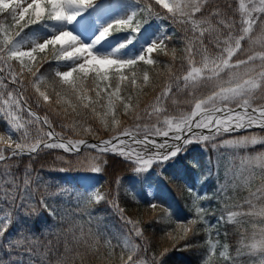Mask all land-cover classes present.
<instances>
[{
    "label": "snow or ice",
    "instance_id": "6c2138e0",
    "mask_svg": "<svg viewBox=\"0 0 264 264\" xmlns=\"http://www.w3.org/2000/svg\"><path fill=\"white\" fill-rule=\"evenodd\" d=\"M95 2L0 0V112L8 125L7 136L0 135V264H87L100 256L104 248L112 249L104 253L111 259L118 247L121 264H165L169 251L165 248L149 256L143 247L147 241L139 222L131 219L115 199L108 203L127 230L122 237L123 246L120 236L107 237L92 212L81 211L79 220L75 211L61 213L39 193L44 182L31 163L22 173L19 171V157L35 159L45 149L80 153L83 147L122 157L135 166L134 174L142 175L153 166L174 160L193 143L216 151L264 144V137L252 134L225 138L226 134L253 128L264 130V0H239L238 7H234L232 0L223 4L219 0H128L127 13L103 26L91 43L82 42L73 31L60 27L73 24ZM153 18L161 24L141 46L139 54L117 55ZM164 21L182 25L185 45L179 66L169 67L166 81L157 86L152 68L141 65H159L153 54L171 53L172 60L177 59L176 49L169 45L174 33ZM254 30L259 33L255 37ZM118 32L128 36L117 49L111 53L94 51L102 40ZM257 43L262 45L260 50H255ZM28 85L32 94L27 92ZM42 85L45 90H41ZM148 88L153 89L150 102L142 98L148 97ZM202 88L209 89L207 95H198ZM132 91L136 92L135 97ZM181 95L185 97L183 102L191 105L190 111L170 114L168 101L179 108ZM33 102L36 107L48 109L66 105L65 118H83L90 112L105 126L111 117L114 134L97 144L65 138L55 131L54 121L47 114L41 116L33 110ZM121 107L125 116H133L137 121L131 127H119ZM153 117L155 122L151 123ZM145 118L150 123H140ZM30 125L35 126L34 131ZM80 127L85 133L96 135L91 127ZM13 132L19 134L15 139ZM208 163L212 164L211 159ZM91 170L99 173L101 167L92 164ZM208 171L211 175V167ZM241 174L246 186L256 178L260 184L241 203L232 207L226 204L217 222L239 223L238 217H260L264 224V153L242 157ZM220 191H225L223 186ZM189 192L194 197L192 204L196 205L202 197L192 187ZM81 200L99 204L107 197L96 191L77 195V208ZM149 207L156 210L163 206L151 202ZM205 212L199 206L195 208L199 221L211 227ZM84 214L87 221L83 220ZM34 215L46 225L43 235L55 229V242L48 240L45 244L32 230L29 221ZM48 216L54 222L51 225ZM197 223V219L178 223L177 230H182L183 235L169 236L186 240L195 233ZM12 229L14 233L8 235ZM136 238L143 243H136ZM237 243L234 255L227 244L218 252L224 264H264V226L257 229L254 225L250 235L241 233ZM184 247L191 245L186 243ZM206 248L202 264H215L217 242L209 239ZM17 253L25 259L17 261Z\"/></svg>",
    "mask_w": 264,
    "mask_h": 264
},
{
    "label": "trees",
    "instance_id": "16d2710c",
    "mask_svg": "<svg viewBox=\"0 0 264 264\" xmlns=\"http://www.w3.org/2000/svg\"><path fill=\"white\" fill-rule=\"evenodd\" d=\"M221 4L225 0H219ZM234 7H238L239 0H232ZM237 19L239 16L237 14ZM167 23L169 29L174 33L173 39L169 42L170 48H175L177 52V59L175 61L171 58V53L165 56L163 53L157 55L156 58L160 61L159 65L156 66H144L141 68L151 67L152 76L155 80L156 85L164 83L167 79V73L169 67L175 69L181 63V54L183 53L185 40L182 25L179 23L173 24L170 21H164ZM185 62V67H186ZM55 68V65H53ZM31 79V77H28ZM41 90H45L44 86H41ZM50 90V89H49ZM149 95L143 97V99L150 102L152 88L146 90ZM28 94L33 93L31 85H28ZM132 95L135 97L136 92L132 91ZM177 109V106L172 104L169 100L168 105ZM143 104L141 110L143 109ZM183 106V101H180V107ZM34 111L38 112L41 116L47 114L49 118L54 121L55 131L60 133L65 138L72 139H102L110 134L109 131H105V126L102 121L90 112L87 113L83 118L80 117H68L65 118L63 115V108L67 107L60 105H53V109L36 107L34 102L32 103ZM70 111V109H69ZM57 112L60 114L58 115ZM123 109L119 110L118 118L122 121L135 120L133 116L124 117ZM124 117V119H123ZM6 124V120L0 116V133L3 134V126ZM91 127L96 135L85 133L83 128L80 127ZM31 126V125H30ZM29 126V128H30ZM125 126H121V129ZM131 127V126H129ZM32 129V128H30ZM247 133L264 137V130L259 128L246 130ZM242 131L241 133H244ZM17 138L16 136L14 139ZM249 151H264V144H256V146L248 147ZM219 152V153H218ZM213 151L209 146L207 149L193 147V149L187 150L178 158L174 159L171 163H167L158 172V176L161 179V191L156 193L154 196L155 203L162 205L153 210L149 207L150 200L147 196L146 186L156 183V171L146 173L139 179H133V168L135 167L130 161L124 160L122 157L113 155L112 153L99 154L93 149L84 148L80 153H65L58 149H45L35 159L25 155L19 157V171L22 173L23 168L31 163L32 168L35 171L46 173L48 179L52 181H58L60 185L65 180L67 175H77L81 172H93L91 170L92 164H99L101 171L99 175L101 181L98 185V192L104 194L107 200L99 204L94 201L87 204V209L92 212L93 216L99 220L101 230L107 234V237L117 235L122 237L124 234L122 222L118 218V214L108 203L109 200L115 199L120 206H122L127 215L138 221L144 232V237L147 243H143V247L147 249L149 256L158 254L165 248L169 251L165 257V264H202V260L206 255V242L209 239L217 242L218 251L215 257V264H224L223 258L219 257L218 252L223 249L224 245H228L232 254H235V249L238 246V240L243 232L249 235L254 229L253 223L255 222L253 217H238L239 223H218V218L222 214L225 205L232 207L235 204L241 203L243 198L248 196L249 191H255L258 186L257 183H252L248 188L241 187L236 181L226 180V168L229 164L228 152L221 153ZM249 153V152H247ZM89 155L91 158L99 157L94 159V162L90 165L83 166L80 163L81 158H85ZM57 156H63L64 160L57 159ZM233 155L230 156V159ZM16 159V158H14ZM211 159L212 164L209 165L208 161ZM223 165H222V164ZM211 167V175H209V168ZM63 169V170H61ZM241 173V168H240ZM242 175V174H240ZM119 180V183L117 182ZM226 180V181H225ZM65 187V185H63ZM62 186V187H63ZM224 187L225 191L221 192V187ZM189 187L194 188L195 192L200 194L202 199L196 202V205L192 204L194 199L192 193L189 192ZM135 192H139V197L135 195ZM67 206L61 207V213L73 212L76 210V203L68 201ZM67 202H65L66 204ZM61 206V205H60ZM199 206L206 210L205 219L211 225L208 227L199 221L195 215V208ZM233 210H239L233 208ZM48 214L45 212L44 216ZM226 215V213H225ZM85 216V214H84ZM87 221L88 219L84 218ZM76 219H80L79 213ZM189 219H197L198 223L195 226L196 231L194 234H190L186 240L172 239L169 236L171 233L172 237L183 235L182 230H177L178 223L187 224ZM53 222L52 218L48 216V224L51 225ZM32 225V230L40 236V239L46 244L48 240L55 242L56 231L50 229L47 236L43 235V230L46 225L39 216H33L32 220L29 221ZM14 230V229H13ZM95 230V229H94ZM85 231H87V224H85ZM77 235L79 232L77 231ZM140 240V239H138ZM115 243V241H114ZM190 244L191 247L185 248V244ZM173 245H176L173 248ZM112 249L104 248L100 256L90 259L87 264H121L120 248L115 249L114 255L111 259H108L104 253L111 252ZM145 253L142 251L141 254ZM6 256L7 254L4 253ZM143 255V256H144ZM126 258V255H125ZM142 258V255H141ZM17 261L25 259V257L19 253L16 254Z\"/></svg>",
    "mask_w": 264,
    "mask_h": 264
},
{
    "label": "rangeland",
    "instance_id": "374dc122",
    "mask_svg": "<svg viewBox=\"0 0 264 264\" xmlns=\"http://www.w3.org/2000/svg\"><path fill=\"white\" fill-rule=\"evenodd\" d=\"M96 2H95L96 4L93 7H91V9H93L91 14L83 17V19L80 22L76 21L72 25V27L69 28L76 35H77V32L81 33L82 30H84V31L88 30L87 36L86 37L83 36L84 38H86V41H83L84 43H90L92 38H94L96 35H98L99 31L101 30V28L103 26H106V24L111 23L113 20H115L118 17L124 16L130 8V4H129L128 0H121V2L118 5L113 4L116 2V0H96ZM82 14L83 13H81L78 17H80ZM160 24H161V21L153 18L151 21H149L148 24L144 25V27L141 29L140 33L136 34L135 40H133V42L131 44L127 45L125 48L120 49L119 52L117 53V55L124 56V57H130V56L138 55L140 52L141 46L149 41V37L153 34L154 30H157L159 28ZM91 28H93V29H92V31L89 32V29H91ZM258 34H259L258 31L254 30V37H255V35H258ZM127 36H128V33H126V32L113 33L109 37L105 38L104 39L105 41H103V43L98 44L95 47L94 51H96L98 53H111L113 51V49H117L119 47V45L126 40ZM246 46H247V43H246ZM254 47H255V50H260L262 45L260 43H257ZM208 91H209L208 88H202L200 90V92L198 93V95H207ZM181 100L182 101L185 100V97L183 95L180 96V101ZM170 106L171 105L169 104L168 105V111L170 114H174V115H178L180 111H190V109H191V105L185 104L184 102H183V106L180 108H177V109L174 107H170ZM120 109H123V108L121 107ZM142 111H143V109L141 110V112ZM22 115L26 116L27 114L23 113ZM0 116L3 117L2 112H0ZM124 117H127V116H124ZM124 117H123V119H124ZM120 121H121L120 126H119L120 128H121V126H125V127L132 126L134 123L137 122L135 120H129V118L126 121H122V120H120ZM154 122H155V118L153 117L151 120V123H154ZM140 123L148 124V123H150V121L148 120V118H145L142 121H140ZM104 126H105V124H104ZM30 128H32V130L34 131L35 126L31 125ZM104 128H105V131L106 132L109 131L110 134L107 135V137L102 138V139H109L114 134L113 125L111 123V117L108 118V124ZM6 129H8L7 123L3 126V130H4L3 134L0 133V135L7 136L8 132L6 131ZM12 135L14 138L15 136L18 137L19 134L13 132ZM239 135H249V133H247V131H245L244 133L240 132V133H234V134H230V135L226 134L225 138L231 139V138H234L235 136H239ZM256 136L262 137V136H258V135H256ZM89 139H91V138L86 139V141H88ZM93 140H95V139H93ZM253 146H256V145L249 144V145H247L245 147H241V148L224 147V148L220 149L221 153H225V152L229 153L228 154L229 164L227 165V168L225 171V173H227L226 174V180L232 181V182L237 180L236 182L239 183V185L241 187H245V188H248L249 186H251L252 183H257V184L259 183L260 184L259 178H256V179H253L252 181H250L249 184L246 186L242 175H240L241 174L240 168H241V158L242 157L253 156L257 153H264V151H257V152L249 151L250 148H248V147H253ZM193 147H198L201 149L204 148V146L200 143H193V144L188 146L187 150L189 151L190 149H193ZM58 150H62V149H58ZM93 150H95V149H93ZM213 151L218 152L216 150H213ZM247 152H249V153H247ZM231 155H233L232 159H230ZM179 156H177L176 158H178ZM172 161L173 160H171L167 163H171ZM93 162H94V159L89 157V155H86L85 158H81V160H80V163L83 166L90 165ZM167 163H165V164H167ZM161 168H162V166H160V167L153 166L152 169H150L148 172H146V173H151L152 171L153 172L156 171V173L154 172L155 176H156V183L146 186V192H147V196H148L150 202H153L155 194L159 193L161 191V186H162L161 182L162 181H161L160 177L158 176V172ZM36 172H38L41 175L43 182H44L39 189V193L44 194L45 198L48 200V202L54 203L60 210H61V207L63 205H64V207H65V205L67 206V204L69 203L68 201H70V202L73 201L76 203L77 195H86L87 193L92 192V191L98 192L97 188H98V185L101 181L99 175L94 173V172H87V173L81 172L77 175H67L65 180L62 182V185H60V183H58V181H52V180L48 179V176L46 173H43L40 171H36ZM146 173H143L142 175L133 174L132 178L133 179H136V178L139 179V178H141V176L145 175ZM246 175H247V173H243V176H246ZM259 184H258V186H259ZM63 185H65V187ZM52 193H56V195H51ZM99 193H100V191H99ZM135 195L137 197H139V192H135ZM37 199H39V195L37 196ZM65 202H67V203L65 204ZM87 204H89V202H87L86 200H81L79 203V208H76L75 212H77V214L80 213L81 211H83L85 213L89 212V210L87 209V206H86ZM76 207H77V203H76ZM84 218L88 219L87 214H85ZM253 218L255 220L253 225H255V227L257 229L259 227L264 226V224L260 223V221H261L260 217H253ZM129 227H131V226H129ZM122 228L124 231V234H122V235L126 236L127 230L124 227H122ZM14 231H15V229L14 230L12 229L8 233V235H11L12 233H14ZM138 239L139 238H136L135 242L141 243L142 241H140ZM141 255L143 258L144 254L142 253ZM119 261H120V258H119Z\"/></svg>",
    "mask_w": 264,
    "mask_h": 264
},
{
    "label": "bare ground",
    "instance_id": "6f19581e",
    "mask_svg": "<svg viewBox=\"0 0 264 264\" xmlns=\"http://www.w3.org/2000/svg\"><path fill=\"white\" fill-rule=\"evenodd\" d=\"M96 3H97V2H96ZM96 3H94L93 6H94ZM98 3H99V2H98ZM93 6H92V7H93ZM92 11H93V9H91V8L86 9L84 12H82L83 14H82L80 17H77L76 21L80 22V21L83 19V17H85V16L91 14ZM76 21H74L73 24H74ZM73 24H71V25H60V27H67V28L69 29V28L72 27ZM92 29H93V28L89 29V32L92 31ZM87 34H88V30H85V31L82 30L81 33H80V32H79V33L77 32V36L79 37V39H80L82 42H83V41H86V38H84V37H86ZM83 36H84V37H83ZM95 37H96V36H95ZM95 37L92 38V40H94ZM92 40H91V41H92ZM87 41H88V40H87ZM91 41H90V43H91ZM103 41H105V40H102L100 43H103ZM88 42H89V41H88ZM100 43H99V44H100ZM96 46H97V45H96ZM96 46H95V47H96Z\"/></svg>",
    "mask_w": 264,
    "mask_h": 264
},
{
    "label": "water",
    "instance_id": "95a60500",
    "mask_svg": "<svg viewBox=\"0 0 264 264\" xmlns=\"http://www.w3.org/2000/svg\"><path fill=\"white\" fill-rule=\"evenodd\" d=\"M157 139L159 140V139H161V138H157ZM88 142H89V143H93V144H97V143H99V140H96V141H95V140H93V139H89ZM82 148H83V147H82Z\"/></svg>",
    "mask_w": 264,
    "mask_h": 264
}]
</instances>
